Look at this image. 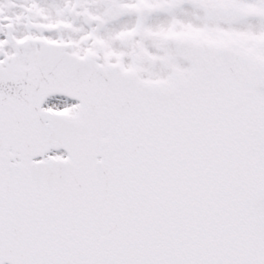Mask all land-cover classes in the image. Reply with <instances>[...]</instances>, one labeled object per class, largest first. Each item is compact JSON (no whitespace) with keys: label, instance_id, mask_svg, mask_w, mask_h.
<instances>
[{"label":"snow or ice","instance_id":"1","mask_svg":"<svg viewBox=\"0 0 264 264\" xmlns=\"http://www.w3.org/2000/svg\"><path fill=\"white\" fill-rule=\"evenodd\" d=\"M0 264H264V0H0Z\"/></svg>","mask_w":264,"mask_h":264}]
</instances>
